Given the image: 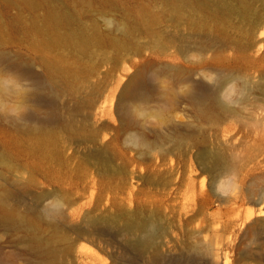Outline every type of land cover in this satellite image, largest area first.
<instances>
[{"label":"rangeland","instance_id":"obj_1","mask_svg":"<svg viewBox=\"0 0 264 264\" xmlns=\"http://www.w3.org/2000/svg\"><path fill=\"white\" fill-rule=\"evenodd\" d=\"M0 53L6 264H215L212 254L264 264V0H0ZM16 61L30 76L9 66ZM143 71L167 91L135 112L165 115L140 117L151 140L178 137L165 161L163 148L125 157L124 146L109 162L75 149L51 158L27 131L49 110L18 120L40 88L59 115L92 101L81 115L118 124L123 89ZM201 83L209 95L197 104L188 90ZM83 214L123 219L108 237L79 240L70 228ZM131 218L157 222L145 256L129 249Z\"/></svg>","mask_w":264,"mask_h":264},{"label":"bare ground","instance_id":"obj_2","mask_svg":"<svg viewBox=\"0 0 264 264\" xmlns=\"http://www.w3.org/2000/svg\"><path fill=\"white\" fill-rule=\"evenodd\" d=\"M6 62V56L0 53V64ZM9 66L16 69L19 76H30V72L25 70L24 65L20 61L11 62ZM160 91L157 73L152 72L148 74L143 71L135 74L123 89L121 99L117 106V116L119 119V123L117 124L110 121L99 123L94 119V115H81L87 109L94 108L96 104L92 101L77 105L74 111V113L76 112L75 115H59L53 107V102L46 101L44 95L40 93V88H38L32 93H28V95L34 96V107H28V111L21 114L18 120L33 122L40 111L45 109L49 110L44 115L38 127H30L29 130H26L32 135H40L39 141L37 142L38 147L45 149L47 155L51 158L56 153L64 156L63 154L65 152L67 153L70 149H75L85 153L86 157L90 158V160L109 162V150L124 146L123 156L125 157L127 150L129 151L131 149H145L153 152L158 148H163L162 150H165V154L161 156V159L165 161L167 154L172 149L168 147V144H175L178 137L175 139L169 137L170 142L167 143L168 137L159 134L158 138L151 140L150 133L153 131H147V125L145 123L142 124L140 121V117H150L160 121H166L165 115H135V112H145L147 109L145 104L155 100L160 94ZM188 91L189 99L197 104L202 103L209 95L208 90L202 83L192 85ZM166 94L167 91H161L160 96H165ZM162 100L163 98H161ZM137 102H140L146 108H136ZM164 108V105H159V110L156 109L157 111H151V113L160 112ZM158 124L160 125L161 122ZM170 128L175 133L174 127ZM12 196L13 194H6L2 197V200L8 203ZM55 210L56 212L60 210V203L58 201L53 203V208L46 209L45 213L50 218ZM79 218L80 221L74 224L70 228V231L80 240L91 236H97L98 238L110 236L119 230L120 221L123 219V216L116 214L93 218L87 214H83ZM156 223L149 219L138 221L134 218L125 222L124 230L135 236L128 245L132 252H135L139 256H145L148 253V249L157 240L158 229ZM212 256L215 264H222L218 254H212ZM154 257H160L157 250L154 252ZM0 264H6L2 257H0Z\"/></svg>","mask_w":264,"mask_h":264}]
</instances>
